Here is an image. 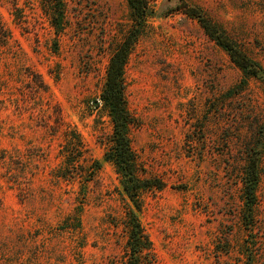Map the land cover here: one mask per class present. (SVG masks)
Here are the masks:
<instances>
[{"label":"rangeland","instance_id":"rangeland-1","mask_svg":"<svg viewBox=\"0 0 264 264\" xmlns=\"http://www.w3.org/2000/svg\"><path fill=\"white\" fill-rule=\"evenodd\" d=\"M64 2L61 19L56 0H0V264H129L101 95L131 34L129 135L140 177L163 184L142 195V264H264V81L244 83L198 18L264 69V0H147L144 20L128 0ZM69 136L74 181L54 177Z\"/></svg>","mask_w":264,"mask_h":264},{"label":"trees","instance_id":"trees-1","mask_svg":"<svg viewBox=\"0 0 264 264\" xmlns=\"http://www.w3.org/2000/svg\"><path fill=\"white\" fill-rule=\"evenodd\" d=\"M56 1L57 6L50 8L51 13L53 16L63 19L65 16V2L64 0ZM128 2L136 17L144 20V11L148 5L147 0H128ZM198 18L207 35L229 54L231 61L242 71L246 78L244 83H247L249 78L264 81V69L258 62L239 49L231 39L218 34L216 26L207 23L201 16H198ZM135 35L131 34L123 44L113 51L101 100L109 110L114 124L113 140L106 159L116 167L118 174L121 176V184L125 194L126 217L124 218V226L128 234L129 264H142L144 256L152 246L139 218V213L143 209L142 195L151 188L162 189L163 184L140 177L139 162L133 151L129 135L133 120L129 114L124 94L125 68L132 42L136 38ZM83 153L84 144L80 136H69L60 152L61 167L56 171L54 177L66 181L78 179ZM100 166L101 164L96 162L93 171H96ZM90 173L93 174L94 172ZM251 175L247 183L249 195H253L255 192L257 182L255 169H253ZM88 177L91 180L92 175L89 174ZM86 181L88 180L86 179Z\"/></svg>","mask_w":264,"mask_h":264}]
</instances>
